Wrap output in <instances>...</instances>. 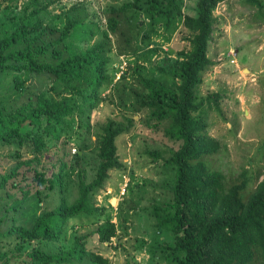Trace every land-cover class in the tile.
Listing matches in <instances>:
<instances>
[{"label":"trees","instance_id":"trees-1","mask_svg":"<svg viewBox=\"0 0 264 264\" xmlns=\"http://www.w3.org/2000/svg\"><path fill=\"white\" fill-rule=\"evenodd\" d=\"M226 1L197 0L196 14L191 16L183 15V0H129L108 9L104 26L96 13L87 14L84 19L67 20L55 37L40 19L48 5L39 0L25 4L13 31L6 30L0 38V74H14L12 89L19 95L27 93L24 73L49 78L53 92L29 94L25 103L15 106L0 102V146L15 145L17 159L0 180V264L83 260L109 264L87 248L91 234L74 236L68 247H62L61 240L69 220L98 211L92 198L103 189L111 171L123 168L116 140L132 128L133 119L125 125L110 119L100 127L98 163L90 182L83 177L78 153L71 164L59 159L51 172L42 156L60 143L68 145L63 139L71 129L68 119L78 117V126L90 130L91 112L103 101L99 90L108 80L110 47L103 41L89 43L101 31L105 38L108 32L115 33L118 15L130 12L145 13L152 25L164 24L167 31L177 18L182 19L187 31L183 39L189 46L182 59L168 68L159 67L173 80L172 86L139 75L147 92L140 99L141 108L151 111V119L169 117L164 134L179 143L171 156L159 157L174 170L173 199L160 209L166 216L157 224L171 233L173 242L161 248L170 251L176 264H264V177L251 189L244 173L227 176L206 163L221 150L208 135L207 110L221 112L222 93L202 97L199 90L203 75L215 66L208 47L217 24L214 12ZM240 3L255 10L256 20L264 22V0ZM47 34L53 38H45ZM21 153L28 157L23 159ZM70 168L79 175L74 202L62 201L28 216V203L39 202L57 188L63 190L62 180ZM95 233L99 243H107L116 236V229L108 223Z\"/></svg>","mask_w":264,"mask_h":264},{"label":"rangeland","instance_id":"rangeland-1","mask_svg":"<svg viewBox=\"0 0 264 264\" xmlns=\"http://www.w3.org/2000/svg\"><path fill=\"white\" fill-rule=\"evenodd\" d=\"M29 1L0 0V38L6 30L13 31V24ZM126 1L129 0H39L48 5L40 19L43 26L55 32V37L67 20L84 19L87 14L96 13V20L104 26L108 9L119 8ZM196 2L183 0V15L194 16ZM214 16L217 24L208 56L215 66L203 75L199 93L202 97L222 93L221 112L207 110L208 135L220 144L221 150L206 163H212L227 176L244 173L253 189L264 177V22L256 20L255 10L242 6L240 0L219 4ZM118 17L115 33L108 32L105 38L101 31L89 43L103 41L110 47L108 80L99 90L103 101L91 112L90 130L78 126V117L68 119L71 129L63 135L68 145L60 143L42 157L51 172L53 165H59V159L71 164L78 153L83 177L90 182L98 163L100 127L110 119L125 125L131 118L132 128L116 140L123 168L111 171L103 189L93 196L98 211L67 222L61 244L68 247L74 236L91 234L87 248L108 259L109 264H176L170 251L161 248L163 244L171 246L173 237L168 230L158 229L157 224L166 216L160 209L173 199L174 170L163 165L161 159L171 156L179 143L164 134L169 117L161 121L151 119V111L141 108L140 99L147 92L139 75L172 86L173 80L159 67L168 68L183 58L189 47L183 39L187 31L180 18L167 31L164 24L152 25L143 12ZM45 38L53 36L47 34ZM22 79L27 93L19 95L12 89L14 74H0V102L15 106L25 103L29 94L53 92L52 83L45 76L24 73ZM15 149V145L0 146V180L17 162ZM21 156L28 157L22 153ZM123 177L128 183L122 194L126 183ZM78 181L77 171L68 169L62 180L63 190L57 188L39 202L28 203L27 215L32 217L62 201L71 204L78 197ZM108 223L115 226L116 236L107 243H99L95 231ZM71 264L95 263L83 260Z\"/></svg>","mask_w":264,"mask_h":264},{"label":"built area","instance_id":"built-area-1","mask_svg":"<svg viewBox=\"0 0 264 264\" xmlns=\"http://www.w3.org/2000/svg\"><path fill=\"white\" fill-rule=\"evenodd\" d=\"M123 180H124V181L126 180L125 177H123ZM125 182H126V183H125V185H124L123 188H122V189H123V190H122V194H123V192L125 191L124 189H125L126 186H127L126 184L128 183L127 181H125Z\"/></svg>","mask_w":264,"mask_h":264}]
</instances>
